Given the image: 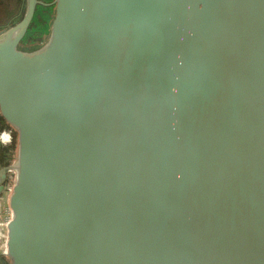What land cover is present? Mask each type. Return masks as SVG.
Listing matches in <instances>:
<instances>
[{"label": "water", "instance_id": "1", "mask_svg": "<svg viewBox=\"0 0 264 264\" xmlns=\"http://www.w3.org/2000/svg\"><path fill=\"white\" fill-rule=\"evenodd\" d=\"M0 115L9 264H264V0H24Z\"/></svg>", "mask_w": 264, "mask_h": 264}, {"label": "rangeland", "instance_id": "2", "mask_svg": "<svg viewBox=\"0 0 264 264\" xmlns=\"http://www.w3.org/2000/svg\"><path fill=\"white\" fill-rule=\"evenodd\" d=\"M18 0H0V32L2 28H8L13 22H18L23 13L24 5L20 7ZM24 3V0L21 1ZM49 4V3H48ZM20 17V18H19ZM18 18V19H17ZM40 20H43L40 18ZM52 24V21H51ZM49 39V36H46L45 39L37 45H20L19 48L22 51L32 52L43 46V44ZM4 130L1 129L0 132ZM6 130L12 131L13 145H14V162L17 157V133L12 129L6 128ZM4 141L9 144V136L7 133L3 136ZM11 146V145H10ZM9 146V148H10ZM2 149H6L0 146ZM13 162V163H14ZM15 183V173L10 171L7 173V179L4 182V192L0 194V264H9L8 259L3 254L7 249V240L9 236L8 223L11 220V211L8 206V199L10 191Z\"/></svg>", "mask_w": 264, "mask_h": 264}, {"label": "trees", "instance_id": "3", "mask_svg": "<svg viewBox=\"0 0 264 264\" xmlns=\"http://www.w3.org/2000/svg\"><path fill=\"white\" fill-rule=\"evenodd\" d=\"M45 4L51 3L53 0H42ZM20 18V17H19ZM42 18L43 20H40ZM54 18V6L38 5L32 20V23L27 31L25 38L21 45H37L41 43L46 36H49L51 29V21ZM18 19V18H17ZM17 22H13L10 26H13ZM9 26V27H10ZM6 28H2L1 32ZM11 129L3 120L0 115V130ZM4 136V135H3ZM4 148V147H3ZM14 145L11 144L10 148H0V169L6 167L14 162Z\"/></svg>", "mask_w": 264, "mask_h": 264}, {"label": "built area", "instance_id": "4", "mask_svg": "<svg viewBox=\"0 0 264 264\" xmlns=\"http://www.w3.org/2000/svg\"><path fill=\"white\" fill-rule=\"evenodd\" d=\"M5 133H7L8 136H9V140H10V143H9V144H7V143L4 141V139H3V135H4ZM12 141H13V137H12V131H11V130H6V129H4V130H2V131L0 132V146H1V147H4V148L9 147V146L12 144Z\"/></svg>", "mask_w": 264, "mask_h": 264}, {"label": "crops", "instance_id": "5", "mask_svg": "<svg viewBox=\"0 0 264 264\" xmlns=\"http://www.w3.org/2000/svg\"><path fill=\"white\" fill-rule=\"evenodd\" d=\"M18 1H19L18 4L20 5V7L24 5V3L21 2L22 0H18ZM10 27H11V26H10ZM6 29H7V28H6Z\"/></svg>", "mask_w": 264, "mask_h": 264}, {"label": "bare ground", "instance_id": "6", "mask_svg": "<svg viewBox=\"0 0 264 264\" xmlns=\"http://www.w3.org/2000/svg\"><path fill=\"white\" fill-rule=\"evenodd\" d=\"M1 231V230H0Z\"/></svg>", "mask_w": 264, "mask_h": 264}]
</instances>
